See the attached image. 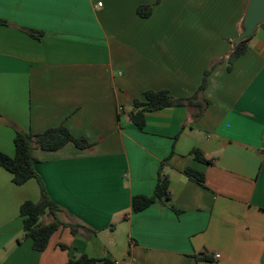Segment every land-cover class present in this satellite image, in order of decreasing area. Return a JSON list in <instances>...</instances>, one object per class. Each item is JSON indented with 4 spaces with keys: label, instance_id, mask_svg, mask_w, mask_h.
Returning a JSON list of instances; mask_svg holds the SVG:
<instances>
[{
    "label": "crops",
    "instance_id": "obj_1",
    "mask_svg": "<svg viewBox=\"0 0 264 264\" xmlns=\"http://www.w3.org/2000/svg\"><path fill=\"white\" fill-rule=\"evenodd\" d=\"M154 1L0 0V116L13 125L0 123V153L14 156L16 130L64 125L86 139L85 149L68 143L33 156L61 219L93 231L60 228L34 251L19 208L39 201L38 182L16 186L0 168V264H67L81 255L116 264H195L198 255L212 261L201 264H264V23L228 71L248 0H160L149 17L138 16ZM213 62L200 118L173 107L147 113L143 130L129 121L147 91L191 97ZM194 149L207 164L190 156ZM162 163L169 201L133 212V197L153 195Z\"/></svg>",
    "mask_w": 264,
    "mask_h": 264
},
{
    "label": "trees",
    "instance_id": "obj_2",
    "mask_svg": "<svg viewBox=\"0 0 264 264\" xmlns=\"http://www.w3.org/2000/svg\"><path fill=\"white\" fill-rule=\"evenodd\" d=\"M160 0H155L152 5L140 6L137 14L141 18H147L151 14L152 7L157 5ZM2 23L0 22V25ZM34 39H39L42 33L35 31H25ZM252 38L239 41L232 45V49L227 56V70H231L233 63L247 51V42ZM218 62H213L208 70L204 72L202 82L196 92L189 98L176 99L169 95L167 91H147L144 93L143 100H134L128 113L129 121L138 129L143 130L145 126V115L147 113L173 108L185 107L189 111L190 118L197 120L208 106L209 102L202 98V93L207 87V77L212 72ZM119 119V116H118ZM71 143L77 149H85L90 143L81 137H74L70 134L64 125L48 128L39 134L29 132L15 131L14 137V156L9 157L0 153V168L6 170L12 176V182L16 186L24 185L31 179H36L39 185L40 199L38 202L25 201L20 205L19 215L22 219V237L31 240L32 249L36 252H43L49 242L51 236L60 228H68L72 235L77 233L79 228L93 232L82 225L65 222L59 216L62 209L56 205L46 194L43 184L39 180L34 165L37 163L33 156L35 149L54 152L60 150L66 144ZM197 162L207 164L208 161L198 149L192 150L190 153ZM166 162V161H165ZM164 163L158 170L157 182L154 193L151 197L135 196L132 198V210L137 213L154 203H164L169 201V179L168 175L163 172ZM185 174L195 180L199 185H204V175L191 168L185 169ZM170 208L175 211L172 206ZM43 217H50L51 221L47 224L42 222ZM61 248H64L61 246ZM195 264L210 263L211 259L205 255L193 257ZM67 264H116L109 259L96 260L81 255L76 259H71Z\"/></svg>",
    "mask_w": 264,
    "mask_h": 264
},
{
    "label": "water",
    "instance_id": "obj_3",
    "mask_svg": "<svg viewBox=\"0 0 264 264\" xmlns=\"http://www.w3.org/2000/svg\"><path fill=\"white\" fill-rule=\"evenodd\" d=\"M264 23V0H248V4L241 22L242 32L234 41L236 44L239 41L250 38L259 25ZM0 123L6 126H13L5 118L0 116Z\"/></svg>",
    "mask_w": 264,
    "mask_h": 264
},
{
    "label": "built area",
    "instance_id": "obj_4",
    "mask_svg": "<svg viewBox=\"0 0 264 264\" xmlns=\"http://www.w3.org/2000/svg\"><path fill=\"white\" fill-rule=\"evenodd\" d=\"M101 4H99L98 6H100ZM214 258L215 259H218L219 258V255H214Z\"/></svg>",
    "mask_w": 264,
    "mask_h": 264
},
{
    "label": "rangeland",
    "instance_id": "obj_5",
    "mask_svg": "<svg viewBox=\"0 0 264 264\" xmlns=\"http://www.w3.org/2000/svg\"><path fill=\"white\" fill-rule=\"evenodd\" d=\"M259 26H260V25H259ZM45 219H47V218H46V217H43V218H42V220H45Z\"/></svg>",
    "mask_w": 264,
    "mask_h": 264
}]
</instances>
